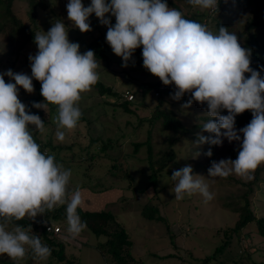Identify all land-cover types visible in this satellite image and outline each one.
Returning <instances> with one entry per match:
<instances>
[{"label":"rangeland","instance_id":"obj_1","mask_svg":"<svg viewBox=\"0 0 264 264\" xmlns=\"http://www.w3.org/2000/svg\"><path fill=\"white\" fill-rule=\"evenodd\" d=\"M263 1L251 0L247 10L235 14L237 20L243 22V25L248 24L255 15L259 14ZM35 2L38 4L34 23L30 19L29 0H14L13 5L14 14L35 32H47L57 20H62L69 30V40L79 43L82 54L89 50L88 46L93 40L102 38L106 42L110 48L108 60L97 58L100 62V67L97 69L99 81L121 95L119 100L109 95L102 96L94 87L83 93L78 103L82 117L75 129L66 131L63 142L55 137L57 129L55 120L58 115L55 105L49 104L47 112L44 111L45 133L41 134L34 128L30 129L32 134L36 133L42 144H51V147L44 152L54 154L58 164L63 165L64 169L71 170L69 195L79 188L84 200L90 191L102 193L112 190L109 196L115 199L105 198L104 201L110 203L107 206L102 204L101 207L114 215L116 222L126 229L132 242V245L126 247L120 256L119 254L114 256L113 253L107 252V249L104 254L102 248H106L107 238L96 236L87 229L75 239L70 238V242L64 240L65 253L71 262L69 264H221V260L229 264L249 263L246 258L244 263L241 262L244 260L243 257L248 258L247 255H241L242 250L248 251L251 262L263 263L264 239L256 234L255 223H249L240 231L241 236L230 229L239 219V213L232 208L245 205L242 196L248 186L244 182L247 184L250 180L242 179L235 174L226 178H211L208 173L212 161L229 159V149L241 143L243 134L240 133L241 141L229 142L225 138L222 146L197 145L195 142L198 138L195 136L206 133L214 136L213 133L197 127L203 126L209 119L206 114V103L201 105L199 102H193L191 107L182 109L181 105L190 99V93H186L179 101L173 100L172 96L164 93L161 95L162 98L161 96L156 98L155 90L142 96L141 91L145 89L147 83L161 80L139 64L140 57L135 52L128 62V67H123L122 58L114 54L106 40L108 26L102 25L94 13L89 17L92 30L82 33L68 19L69 0H35ZM82 2L86 7L91 4V0H82ZM166 2L169 8L180 10L186 19H190L195 13L202 15L208 12L210 15L212 12L192 6L189 0H166ZM4 12V6L0 2V20ZM106 16L111 20L112 25H115L116 18L111 13ZM7 24L4 34H0V73L11 69L15 73L31 76L29 56L36 55L38 48L24 40L21 35H13L10 25ZM139 49L142 53V46ZM5 79L7 82L10 81L7 76ZM35 81L33 79V82ZM33 85V93H28L18 86L19 99L25 105L29 98L38 95L41 84L33 83ZM126 91L135 94L136 101L130 105L132 112H127L121 105L124 102L122 94ZM161 100L163 104L160 105ZM159 110H168L176 114L192 133L175 136L164 128L163 117L151 122L153 116L159 114ZM221 114L227 115L228 112L225 109ZM173 137L177 139L173 141ZM105 146L108 148L104 150ZM209 148L213 153L211 157L205 154ZM172 152L176 153V159L164 171L158 172L156 184L153 185L151 179L153 169L159 168L162 158ZM187 165L192 166L194 175H199L197 179H202L208 185L209 192L213 193V199L206 200L200 193L191 196L185 194L183 199H175V194L171 190H174L176 182L171 179V175L174 170ZM261 178L263 180L257 183L258 186L254 189L251 198L252 210L258 217L264 216V172ZM148 207H157L162 217L166 219L165 222L146 219L143 212ZM31 221L43 223L46 222V218L44 215H38ZM50 222L61 228H68L67 220L61 222L50 220ZM113 224L114 222H111L110 226L114 227ZM12 226L9 225V229ZM25 229H31L30 234L42 237L41 228L36 229L31 226ZM85 239L86 242L83 241ZM221 246H223L221 252L216 253V249ZM213 255L216 256L211 260H205ZM239 256L242 258L240 259ZM2 262L66 264L57 263L52 256L46 261L34 259L30 248L26 250L22 260H12L6 254H2L0 264Z\"/></svg>","mask_w":264,"mask_h":264},{"label":"clouds","instance_id":"obj_2","mask_svg":"<svg viewBox=\"0 0 264 264\" xmlns=\"http://www.w3.org/2000/svg\"><path fill=\"white\" fill-rule=\"evenodd\" d=\"M189 3L204 10L219 6V0ZM67 13L82 33L92 30L89 17L93 13L108 26L106 40L122 58L123 67H128L134 51L142 46L144 68L164 85H175L173 100L191 94L182 109L193 102L207 104L209 119L202 128L214 136L199 134L197 145L222 146L225 138L241 141L243 134L238 157L212 161L209 177L235 174L253 179L255 170L264 164V78L250 67L251 51L241 46L235 32L222 26L213 32L203 23L186 19L180 10L169 8L166 0H91L87 7L82 0H69ZM108 13L116 18L115 25ZM68 31L65 23L57 20L49 31L35 32L38 52L29 56L31 76L11 69L0 73V255L12 260H22L28 248L34 259L46 261L51 256V249L38 235L14 222L26 217L35 220L66 205L70 238L75 239L87 228L77 211L84 203L81 190L77 188L69 195L71 170L58 164L54 154L41 151L30 129L43 134L45 123L39 115L29 114L18 89L33 93V79L40 81L45 102H33L32 106L46 112L49 104L57 106L55 137L63 142L66 131L75 129L82 117L78 106L82 94L100 78V62L94 51L82 54L79 43L69 40ZM225 109L228 114L222 115ZM246 110L252 111L253 119L237 131L236 116ZM205 154L211 157V148ZM197 176L191 165L173 171L171 179L176 183L171 191L176 200L194 193L213 199L208 185ZM9 225H13L11 229Z\"/></svg>","mask_w":264,"mask_h":264},{"label":"trees","instance_id":"obj_3","mask_svg":"<svg viewBox=\"0 0 264 264\" xmlns=\"http://www.w3.org/2000/svg\"><path fill=\"white\" fill-rule=\"evenodd\" d=\"M251 0H219V6L216 10H212L211 14L209 15L208 12L203 13L202 15L195 13L191 16L190 20H195L197 22L203 23L208 26L210 30L213 32H218L219 28L225 27L230 32H235L238 36V41L241 46L245 49L251 51V65L250 67L256 71L261 73V77L264 78V1L262 6L259 9V14L255 15L252 20L248 24H244L243 22H239L235 14L238 12H244L249 8L251 4ZM3 4L5 12L3 13V17L0 20V34H4L5 24L8 26L10 25V29L12 34H19L21 35L24 40L29 43H32L33 46L37 47V44L34 42L35 31L30 28L29 25L25 24L20 18H18L13 11L14 0H0ZM30 2V19L34 23L37 18V4L35 0H29ZM236 9V10H235ZM235 10V11H234ZM234 11V12H233ZM211 17V18H210ZM188 19V18H187ZM210 19V21H208ZM89 50H93L96 58L107 61L108 60V53L110 51L109 46L104 42L102 38H97L93 40V42L88 46ZM140 57L139 64L143 65V57L141 50L137 48L135 51ZM13 66V64H12ZM250 73H245L246 77H250ZM7 82V80L5 79ZM35 84H41L40 81L36 80L33 82ZM164 85L162 81L156 83H147L145 89L141 91L142 96L147 95L152 90H155V97H160L163 93L167 96H172L176 90L174 84L172 85H164V89L160 87ZM97 89L99 95H109L111 97H115L116 99H121V95L114 90L110 86L104 85L101 81H98L94 86ZM158 93V94H157ZM162 98V96H161ZM136 101V100H135ZM134 101V102H135ZM33 102L41 103L45 102L44 97L41 95V86L38 88V95L31 97L27 100L26 106L29 114H36L39 115L42 121L46 124L44 115L46 114L43 109H37L32 106ZM134 102L124 101L121 105L127 112H132L130 109V105ZM163 104V100H161L160 105ZM49 106V105H48ZM55 107V106H54ZM158 115L153 116L151 122H154L156 119L163 117V125L164 128L172 133L175 136L183 133L184 134H191L192 131L185 126L182 121L171 111L163 110L158 112ZM216 119V118H212ZM253 119V114L251 110H246L242 114H238L236 116V129L244 128L247 126L251 120ZM201 127L202 126H197ZM203 129V128H202ZM204 136H210L209 134H205ZM34 139L36 142L41 146V151H44L48 147H51V144L44 145L40 142L37 138L36 133L33 134ZM198 138L197 136H195ZM176 137H173V141L176 140ZM105 146L103 149H107ZM241 148V143L238 144L236 147H231L228 151V157L231 160H235L238 157L239 150ZM55 149V148H53ZM49 153V152H48ZM176 159V153L172 152L167 156L163 157L161 162L159 163V168L153 169V174L151 176L153 185L156 184L158 172L164 171L171 163L174 162ZM152 165L155 167V164L152 162ZM153 168V167H152ZM264 172V165L258 167L254 172V178L250 180L247 184L244 182L248 189L243 194V199L245 201V205L236 208L233 207L232 210L239 213V219L233 228H230L232 231L237 233L239 236L240 231L245 229L249 223H255L256 227V234L264 239V216L258 217L252 210V196L254 194V189L258 186L257 183L262 182L261 175ZM229 208H231L229 206ZM78 213L81 217L82 221L87 223V229L95 234L96 236H105L106 239V248H102V252L106 254L107 252L113 253L114 256L122 255V252L126 247H130L132 245L131 240L129 239L128 233L126 229L116 222L115 217L112 213L101 209H86V207H81L78 210ZM143 215L148 220H156L165 222L166 219L162 217L160 214V210L157 207H148L144 210ZM46 218V222L51 223L50 220H55V222H61L66 220V205L58 206L52 211H47L44 214ZM111 222H114L113 226L111 227ZM17 223L24 228H28L33 226L36 229L41 228L42 230V243L46 244L51 249V256L57 260V263H71L65 253L66 245L65 241L70 242V236L67 232V229L61 228L62 232L58 236H52L49 232L45 230V223H35L28 219H23L21 221L14 222ZM52 224V223H51ZM56 225V224H53ZM87 241V239L83 240ZM251 244V241L249 240ZM252 245V244H251ZM253 247V246H252ZM223 249V246L216 249V253H220ZM241 255L248 256L243 257L239 256L242 260L244 258L249 260V263H244L245 259L241 262L244 264H264L258 262H251L248 251L242 250ZM245 253V254H244ZM171 256V255H170ZM169 256V257H170ZM216 256V255H215ZM214 255L211 257L206 258L211 260V258L215 257ZM114 258V257H113ZM16 264L13 262H2V264ZM78 264V263H77Z\"/></svg>","mask_w":264,"mask_h":264},{"label":"crops","instance_id":"obj_4","mask_svg":"<svg viewBox=\"0 0 264 264\" xmlns=\"http://www.w3.org/2000/svg\"><path fill=\"white\" fill-rule=\"evenodd\" d=\"M88 193H89L88 197L84 198V203H83L82 207H86V209H98L97 207H99V206L101 207L102 204L107 206L110 203V202H105L104 199L107 197L111 198V196H109V195H111L112 190L103 191L102 193H96V192H91V191ZM96 197H98V198H96ZM111 199H115V198L113 197ZM101 208L104 209V207H101ZM220 263L221 264H229V263L223 262L222 260L220 261Z\"/></svg>","mask_w":264,"mask_h":264},{"label":"built area","instance_id":"obj_5","mask_svg":"<svg viewBox=\"0 0 264 264\" xmlns=\"http://www.w3.org/2000/svg\"><path fill=\"white\" fill-rule=\"evenodd\" d=\"M164 85H162L160 88L164 89ZM158 94V93H157ZM124 101H128V102H134L135 101V94H133L130 91H126L124 94H122ZM45 223V230L47 232H49L52 236H58L61 232L62 229L60 226L58 225H53L51 223L48 222H44Z\"/></svg>","mask_w":264,"mask_h":264}]
</instances>
